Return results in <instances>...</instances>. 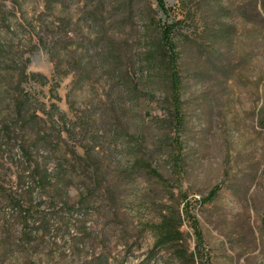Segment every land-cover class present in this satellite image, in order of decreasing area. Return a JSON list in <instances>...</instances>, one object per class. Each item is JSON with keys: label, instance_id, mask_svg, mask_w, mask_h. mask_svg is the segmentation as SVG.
Returning a JSON list of instances; mask_svg holds the SVG:
<instances>
[{"label": "rangeland", "instance_id": "374dc122", "mask_svg": "<svg viewBox=\"0 0 264 264\" xmlns=\"http://www.w3.org/2000/svg\"><path fill=\"white\" fill-rule=\"evenodd\" d=\"M165 2L169 20L156 0H0V264H264V0ZM165 21L182 54L180 145L146 60ZM54 37L78 50L59 70ZM94 45L112 48L118 89L139 91L128 124L80 120L109 105L104 72L78 85ZM168 211L183 239L163 248Z\"/></svg>", "mask_w": 264, "mask_h": 264}, {"label": "trees", "instance_id": "16d2710c", "mask_svg": "<svg viewBox=\"0 0 264 264\" xmlns=\"http://www.w3.org/2000/svg\"><path fill=\"white\" fill-rule=\"evenodd\" d=\"M156 1L159 10H161L164 13L165 17H167L169 20L170 8L167 7L165 0ZM174 24L175 21H172L171 23L166 21L163 24L159 23L158 44H156L153 49L148 50L146 60H148L149 65L156 67L159 76H161L162 79H165L169 84V115L174 125L175 132H177L176 136H178L175 138V143L180 145L182 141L181 132L184 130L186 124V115L183 110V91L185 87V80L183 66L181 65L182 54L178 51V42L174 37ZM96 41L99 42L97 38ZM44 48L48 52L51 61L55 65L56 70H59L61 65H66V62L72 63L75 62L76 59H78V50H67L68 48L66 50H62L59 39L55 37L52 39L48 46L44 45ZM111 54L112 48H101L96 45H94L93 49H91L90 46H86L85 49L81 50L79 53V57L81 59L80 63H83L84 67L83 70H80L82 74L80 80L78 81V85H83L89 79L91 73L97 75L99 72H104L103 74H107L109 80H112V83L109 84V92L107 93L109 105H103L102 107L98 106L95 112H92L93 115L85 113L80 117V120H82L83 122H87L90 118L94 117L96 120H105L109 118L111 122L118 124L122 123V121L126 124L129 123L128 115L131 112L132 107L126 108V105H130V102H126L125 100H136L139 91H134V87L132 86L131 88L125 87L118 89V85L115 84L114 78L118 76L122 77L123 74L116 75L115 70H113L112 68L107 69ZM72 70V68L68 67V70L67 72H65V74H68ZM37 77L42 78L43 84L48 81V78L44 75L35 72L28 74L29 79L35 80ZM144 77L149 78L146 75H144ZM143 93L149 95L152 92L145 90ZM55 97L57 98V96ZM29 101L30 96L27 94H23L20 96L18 103L23 106L24 104L29 103ZM22 106H20V108L17 110V116L20 118H23L27 115L24 113ZM52 107L57 108L56 104H53ZM119 110L121 111V113H119ZM59 114V120L62 121L64 125H69L67 114L62 111ZM94 114L97 116H95ZM50 116L52 119L55 115L51 114ZM47 137L49 136H46V138ZM219 190V186L214 187L213 190L209 193L208 197L210 199H213L217 196ZM189 208H191V205L187 200L184 209V219L185 217L190 216L188 212ZM184 219L182 218V215L179 211L175 213H171L170 211H168L166 214H164L161 223L157 226L155 245L167 248L168 246L174 245L176 242L182 240L183 232L181 231V226ZM191 224L196 225V223L194 222H192ZM77 255L79 254H76V256ZM176 255H178L181 260L186 259L189 260L191 264H195V254Z\"/></svg>", "mask_w": 264, "mask_h": 264}]
</instances>
